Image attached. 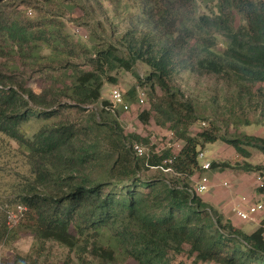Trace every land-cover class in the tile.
I'll return each instance as SVG.
<instances>
[{
    "label": "trees",
    "instance_id": "16d2710c",
    "mask_svg": "<svg viewBox=\"0 0 264 264\" xmlns=\"http://www.w3.org/2000/svg\"><path fill=\"white\" fill-rule=\"evenodd\" d=\"M41 5L64 16L79 7L77 0H0V55L16 53L43 70L70 73L58 102L50 104L48 93L26 88L0 66V134L18 145L29 170L14 185V199L0 200V247L12 242L16 227L31 231L39 247L36 258L16 254L9 264H40L48 242L68 250L64 264H184L175 259L184 253L202 264H264V227L251 234L234 227L191 181L202 171L200 149L222 138L248 158L244 146L264 153V138L227 139L212 130L190 136L196 118L188 115L178 125L182 111L171 88L179 74L214 75L235 89L238 105L264 117V0H141L138 21L116 41L85 47L90 70L72 63L67 48L73 37L65 23L39 12ZM189 8L197 12L190 16ZM29 9L34 17H27ZM139 62L151 70L145 81L139 77L141 86L165 95L155 110L175 122L182 146L177 155L166 148L136 156L134 145L146 140L125 133L117 115L122 106L101 101L105 76L132 71ZM135 96L137 87L126 93L125 103L130 106ZM63 98L74 105L61 104ZM178 106L193 112L191 104ZM66 109L80 111L84 123L45 125L32 136L24 132L31 120L49 121ZM149 117L140 115L144 123ZM211 167L235 168L215 161ZM239 168L258 172L264 166L245 162ZM151 170L154 177L141 176ZM13 206L25 213L24 223L11 222Z\"/></svg>",
    "mask_w": 264,
    "mask_h": 264
},
{
    "label": "rangeland",
    "instance_id": "374dc122",
    "mask_svg": "<svg viewBox=\"0 0 264 264\" xmlns=\"http://www.w3.org/2000/svg\"><path fill=\"white\" fill-rule=\"evenodd\" d=\"M79 7L76 11L66 13L49 10L44 5L39 7V12L43 15H49L57 19L60 23H65L66 31L73 37V42L68 46L67 51L74 55L71 58L72 63L80 65L83 70H90L89 63L82 55L85 47L96 44L101 48L106 42H113L118 39L133 23L137 17L141 16V0H77ZM165 9V5L162 4ZM23 13L27 8L21 9ZM204 12L203 8L198 10ZM197 11L193 8L187 10L188 15H193ZM36 12L29 9L27 17H34ZM82 42V44H78ZM2 55V56H1ZM0 55V66L8 71L9 74H15L19 81L26 88L32 89L35 93L41 94L43 91L48 93L50 104L57 103L56 96L60 95L59 89L69 83V78L63 75L62 71H53L42 69L41 66H35L31 60H26L14 53L6 57ZM151 70L143 63L139 62L132 71L117 69L105 76V85L102 91L101 101H112L111 93L117 87L124 93H128L133 87H137V96L139 92L146 95V104L139 105L137 96L131 103L128 111H118L122 127L127 134H137L146 140L144 145L152 151L164 150L169 147V143H177L172 138H177L176 126L173 120H167L166 117L157 114L155 106L161 104L165 97L160 88L156 90L148 86H141L140 79L145 81ZM140 77V79H139ZM112 80L115 82L111 83ZM171 88L175 97V106L182 111L176 121L180 127L179 119L183 124L187 122L188 115L195 117L191 122L188 133L195 136L204 131H214L220 137L227 139L243 138L255 136L264 138V117L258 110L249 105L237 104V93L233 87L225 80L214 75H193L190 73L179 74L171 81ZM71 103L68 98L60 100L61 104ZM178 104H191L193 112L187 113L180 108ZM71 105H74L71 103ZM98 107V105H96ZM93 106H91L92 108ZM58 108L56 104L55 108ZM87 108V107H86ZM118 109V108H117ZM150 113L149 121L144 123L140 115ZM167 116V115H166ZM169 117V116H168ZM84 115L77 109H66L59 112L49 121L31 120L24 128L28 136H32L37 130L45 125H53L60 122H72L78 125L84 123ZM174 132L175 136L171 137ZM179 133H182L180 130ZM178 139V138H177ZM249 152L248 158L239 155L235 149L228 143L219 138V141L207 145L200 152H205L206 160L211 161L212 156L217 151L221 154L227 163H230L239 171H243L247 176H252L255 171H245L239 168L245 162L253 166H264V153L261 151L244 146ZM175 149V148H174ZM176 150V149H175ZM233 169V168H232ZM29 170L26 165V156L19 150L18 145L12 142L7 136L0 134V200L14 199V185L20 181V176L28 175ZM156 174L155 170L142 173L143 178H152ZM255 186V182H253ZM18 207L11 208V221L13 225L21 221L24 223L26 215L19 213ZM25 217V218H24ZM16 236H13L12 242L6 246L0 247V264H9L16 254L23 256L30 255L34 258L38 255V245L31 231L20 227L15 228ZM186 250L189 249L185 246ZM40 264H64L70 255L68 250L59 245L48 242L45 245V251L39 253ZM74 260V255H71ZM176 261L184 264H202L196 263L194 258L181 254L175 256ZM125 264H136L133 260H128ZM214 264V263H206Z\"/></svg>",
    "mask_w": 264,
    "mask_h": 264
},
{
    "label": "crops",
    "instance_id": "0c3cea01",
    "mask_svg": "<svg viewBox=\"0 0 264 264\" xmlns=\"http://www.w3.org/2000/svg\"><path fill=\"white\" fill-rule=\"evenodd\" d=\"M217 151H215L211 161L217 163L227 162ZM202 176H207L211 184L208 191L197 194L205 203L229 220L234 227L243 230L247 234L255 232L262 226L264 227V210L255 216V221L251 222L240 220L236 214V209L239 207L246 210L251 205L264 204V196L256 188L254 174L247 176L243 171L232 168L211 170L209 172L200 171L192 177V183L196 185ZM253 182H255V186H253ZM224 183H227L228 186H224ZM243 198H246L245 203L242 201Z\"/></svg>",
    "mask_w": 264,
    "mask_h": 264
},
{
    "label": "built area",
    "instance_id": "2783aa9c",
    "mask_svg": "<svg viewBox=\"0 0 264 264\" xmlns=\"http://www.w3.org/2000/svg\"><path fill=\"white\" fill-rule=\"evenodd\" d=\"M111 100H112L113 108H116L118 106H123L125 111H128L130 108L127 104H125V93L120 88L116 87L112 91ZM138 104L141 106L146 104V95L144 92H139ZM174 136H175V134L172 132L171 137H174ZM172 141H178V139L175 137V138H172ZM181 147H182L181 142H177V143H173V145H171V143H169L168 148H173V151H175L174 154L177 155V153L181 150ZM133 150H134V153L136 154V156H138L140 158L148 157V155H149V149L145 145H142L139 143L134 145ZM198 158H199V161L201 163L200 164L201 168L204 171H210L211 170V162L206 160L205 153L204 152L199 153ZM172 162L173 161L171 160L170 163H172ZM151 169H157V168L151 167ZM170 170L171 169L165 170V171L168 172ZM254 176H255L256 188L264 196V168L258 172H254ZM210 182L211 181L207 176L201 177L200 180L195 185L196 192L198 194H200V193L208 191L210 184H211ZM224 186H228V184L224 183ZM242 201L245 203L246 198H243ZM263 210H264V204L260 203V204L251 205L246 210L239 207L236 209V214L240 220H242L244 222H251V221H255L256 220L255 216L260 211H263Z\"/></svg>",
    "mask_w": 264,
    "mask_h": 264
},
{
    "label": "clouds",
    "instance_id": "9594fccd",
    "mask_svg": "<svg viewBox=\"0 0 264 264\" xmlns=\"http://www.w3.org/2000/svg\"><path fill=\"white\" fill-rule=\"evenodd\" d=\"M139 94V93H138ZM125 96H126V93H125ZM137 99H138V96H137ZM111 103H112V101H111ZM125 104H127V103H125ZM113 105V104H112ZM128 105V104H127ZM129 106V105H128ZM121 106H118V107H116V108H120ZM123 107V106H122ZM130 107V106H129ZM124 108V107H123ZM130 109V108H129ZM125 111V110H124ZM174 133V132H173ZM203 152V151H202ZM201 153V152H200ZM205 153V152H204ZM198 160H199V158H198ZM209 161V160H208ZM211 163H212V161H210ZM201 163H200V161H199V165H200ZM200 168H201V165H200ZM201 170L203 171V172H209V171H204L202 168H201ZM211 170H212V167H211ZM210 170V171H211ZM203 177V176H202Z\"/></svg>",
    "mask_w": 264,
    "mask_h": 264
}]
</instances>
